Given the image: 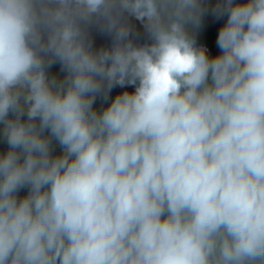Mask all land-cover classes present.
Here are the masks:
<instances>
[{"label": "clouds", "instance_id": "obj_1", "mask_svg": "<svg viewBox=\"0 0 264 264\" xmlns=\"http://www.w3.org/2000/svg\"><path fill=\"white\" fill-rule=\"evenodd\" d=\"M0 264H264V0H0Z\"/></svg>", "mask_w": 264, "mask_h": 264}, {"label": "trees", "instance_id": "obj_2", "mask_svg": "<svg viewBox=\"0 0 264 264\" xmlns=\"http://www.w3.org/2000/svg\"><path fill=\"white\" fill-rule=\"evenodd\" d=\"M204 38H205L204 36L201 37L202 41L204 40Z\"/></svg>", "mask_w": 264, "mask_h": 264}]
</instances>
